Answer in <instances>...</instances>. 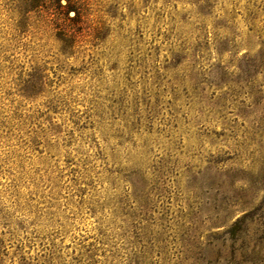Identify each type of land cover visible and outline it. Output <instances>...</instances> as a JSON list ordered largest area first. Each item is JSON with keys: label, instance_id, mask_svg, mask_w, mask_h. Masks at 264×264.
<instances>
[{"label": "rangeland", "instance_id": "obj_1", "mask_svg": "<svg viewBox=\"0 0 264 264\" xmlns=\"http://www.w3.org/2000/svg\"><path fill=\"white\" fill-rule=\"evenodd\" d=\"M78 5L0 0V264H264V0Z\"/></svg>", "mask_w": 264, "mask_h": 264}, {"label": "trees", "instance_id": "obj_2", "mask_svg": "<svg viewBox=\"0 0 264 264\" xmlns=\"http://www.w3.org/2000/svg\"><path fill=\"white\" fill-rule=\"evenodd\" d=\"M78 4L79 0H24V5L28 11H33L41 7L50 8L52 6L54 9L62 11L65 20L72 23L82 17V12ZM71 12L75 13L74 17L70 16ZM66 26L67 27L63 28L65 31L74 33L72 27H68L70 24H67Z\"/></svg>", "mask_w": 264, "mask_h": 264}]
</instances>
